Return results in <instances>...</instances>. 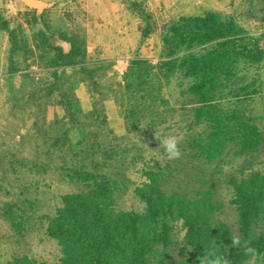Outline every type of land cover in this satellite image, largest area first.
Masks as SVG:
<instances>
[{"label":"rangeland","instance_id":"obj_1","mask_svg":"<svg viewBox=\"0 0 264 264\" xmlns=\"http://www.w3.org/2000/svg\"><path fill=\"white\" fill-rule=\"evenodd\" d=\"M43 1L38 9L24 0H0V15L10 27L0 23V264L26 255L59 262L61 247L47 233L48 217L65 194L89 189L76 177L82 170L115 180V202L125 210L145 209L135 188L148 170L160 171L169 191L196 195L208 188L223 203L217 218L238 235L234 181L264 174V140L248 154L230 145L205 161L189 143L209 130L205 122L194 123L195 98L187 91L193 79L164 78L158 65L166 58L165 26L208 11L234 17L247 31L245 42L264 51V0H172L157 6L148 0ZM69 36L86 52L74 64L57 66L51 45L69 51ZM227 82L231 91H240L242 111L264 133V57L256 63L240 59ZM155 135L176 136L181 158L168 159ZM261 230L264 219L253 227L255 234ZM185 232L182 220L172 222L170 244L160 246L150 264H182Z\"/></svg>","mask_w":264,"mask_h":264},{"label":"trees","instance_id":"obj_2","mask_svg":"<svg viewBox=\"0 0 264 264\" xmlns=\"http://www.w3.org/2000/svg\"><path fill=\"white\" fill-rule=\"evenodd\" d=\"M0 23L10 30L1 15ZM66 38L72 42L69 51L51 45L57 66L74 64L77 56L86 52L73 36ZM247 38L245 27L218 11L183 15L167 24L162 34L166 58L158 65V72L164 78L179 74L193 79L187 91L195 98L194 123L205 122L209 130L192 137L189 143L208 162L230 145L236 147V153L248 154L259 149L264 140L260 127L242 111L240 91H231L227 82L232 80L240 59L256 63L264 57L259 44L245 42ZM16 49L14 41L12 51ZM76 175L89 189L65 194L62 205L48 217L47 233L61 247L59 262L36 261L26 255L6 264H150L159 247L170 244L175 220H182L186 227L187 253L182 264H200L199 258L209 249L224 256L228 264H245L249 258L232 246V237L250 241L264 255V230L253 232L257 222L264 219V174L259 171L234 181L231 203L239 213L238 235L217 218L223 203L208 188L196 195L169 191L162 186L164 175L148 170L146 180L135 188L146 204L139 212L116 205L115 194L120 187L115 180L84 170Z\"/></svg>","mask_w":264,"mask_h":264},{"label":"clouds","instance_id":"obj_3","mask_svg":"<svg viewBox=\"0 0 264 264\" xmlns=\"http://www.w3.org/2000/svg\"><path fill=\"white\" fill-rule=\"evenodd\" d=\"M41 25H37L36 29L40 30ZM156 140L159 143V148L164 149L168 159H180L182 156L181 149L179 147L180 141L174 135H168L163 138L155 135ZM232 246L237 247L241 250L242 254L248 257V264H264V255L259 253V251L251 246L250 241L241 240L239 237H232ZM205 254L200 259V264H228L227 259L218 254L214 249H209L204 251Z\"/></svg>","mask_w":264,"mask_h":264},{"label":"water","instance_id":"obj_4","mask_svg":"<svg viewBox=\"0 0 264 264\" xmlns=\"http://www.w3.org/2000/svg\"><path fill=\"white\" fill-rule=\"evenodd\" d=\"M24 2L30 6L38 9H42L46 3L43 0H24Z\"/></svg>","mask_w":264,"mask_h":264},{"label":"crops","instance_id":"obj_5","mask_svg":"<svg viewBox=\"0 0 264 264\" xmlns=\"http://www.w3.org/2000/svg\"><path fill=\"white\" fill-rule=\"evenodd\" d=\"M148 1H150V5H156L157 6V4L158 3H162L163 4V2L165 3V4H169V5H171V1L172 0H148ZM160 5V4H159ZM153 7V6H152ZM154 8V7H153ZM161 9V8H160ZM155 10H156V8H155ZM170 10V9H169ZM176 12V11H175ZM113 14H116V13H113ZM175 15V14H173V12L172 11H169V15ZM182 14V13H181ZM111 15V13H109V16ZM175 17V16H174Z\"/></svg>","mask_w":264,"mask_h":264}]
</instances>
